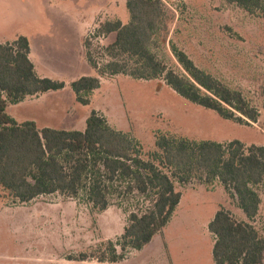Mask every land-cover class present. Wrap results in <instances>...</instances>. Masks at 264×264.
<instances>
[{"label":"rangeland","instance_id":"374dc122","mask_svg":"<svg viewBox=\"0 0 264 264\" xmlns=\"http://www.w3.org/2000/svg\"><path fill=\"white\" fill-rule=\"evenodd\" d=\"M109 1H3L0 40L5 43L27 36L38 73L66 84L35 99V110L11 105L7 110L10 115L29 120L37 110L42 116L40 126L84 130L87 117L96 110L110 126L138 139L146 153L156 150L159 133L264 145V16L226 0H162L167 14L153 51L181 72L173 52L176 46L202 69L241 89L261 113L256 123L242 124L184 99L163 78L147 81L123 74L100 76L86 57L80 20L97 12L88 19L94 24L86 38L94 59L104 66L109 58L103 48L113 36L95 37L93 33L105 21L127 23L130 19L127 0L111 1L107 8ZM82 76L101 79V87L89 96L90 104L78 102L71 87ZM177 189L183 193L181 204L164 231L144 249L129 250L117 263L68 258L90 253L104 242H116L124 233L129 213L148 205L141 198H114L101 212L84 197L51 194L18 203L0 192V264H215V237L208 226L216 212L224 206L236 219H248L219 181L213 186L198 181L177 183ZM260 192L261 209L253 223L264 235V184Z\"/></svg>","mask_w":264,"mask_h":264},{"label":"trees","instance_id":"16d2710c","mask_svg":"<svg viewBox=\"0 0 264 264\" xmlns=\"http://www.w3.org/2000/svg\"><path fill=\"white\" fill-rule=\"evenodd\" d=\"M226 1L264 16V0ZM126 5L127 23L105 21L93 33L95 37L113 36L103 48L109 58L104 66L94 59L86 38V57L100 76L163 78L181 97L224 119L242 124L258 121L259 109L241 89L199 67L184 50L173 46L181 72L157 57L153 47L167 14L162 0H127ZM30 52V40L24 35L0 43V192L18 203L51 194L84 197L101 212L114 198L124 201L136 195L148 203L129 213L124 233L116 242H104L69 260L117 263L129 250L144 249L164 231L180 204L183 193L177 183L198 181L213 186L219 181L248 220L236 219L224 206L216 212L208 226L215 237V264H264V235L253 223L262 204L264 145L159 133L156 150L146 153L138 139L110 126L96 110L87 117L84 130L19 123L7 112L10 105L66 86L63 81L40 77ZM71 87L78 102L90 104L89 96L101 87V79L82 76Z\"/></svg>","mask_w":264,"mask_h":264},{"label":"crops","instance_id":"0c3cea01","mask_svg":"<svg viewBox=\"0 0 264 264\" xmlns=\"http://www.w3.org/2000/svg\"><path fill=\"white\" fill-rule=\"evenodd\" d=\"M3 1H5V0H0V14H1V12H2V9H3ZM20 2H21V0H19ZM28 2H30V0H27ZM63 1H65V0H63ZM66 1H68V0H66ZM111 1H114V0H110L109 2H108V4L105 6V7H107L108 8V6L111 4ZM127 3V2H126ZM3 14V13H2ZM1 14V15H2ZM96 14H97V12H95V14H90V15H84V17L82 16L81 17V19L82 20H80V24H81V26H82V35H83V41H85V39H86V34L88 33V31L92 28V26H93V24H94V21L93 20H88V19H91V18H93L94 16H96ZM0 15V16H1ZM81 15H83V14H81ZM1 30V29H0ZM20 36H22V35H20ZM25 36V35H24ZM17 38H18V36H17ZM17 38H15V39H13V40H11V41H8V42H12V41H14V40H16ZM0 43H4V42H2L1 40H0ZM6 43V42H5ZM30 46H31V43H30ZM84 47H85V45H84ZM33 53H32V47H31V52H30V59H31V61L34 63V65H35V68H36V72L38 73L39 72V70H38V67H37V64L33 61V59H32V55ZM85 54H86V51H85ZM38 75L40 76V77H42L39 73H38ZM42 95L43 94H40V95H37V96H28L24 101H22V102H20V103H18V104H14V106H18V107H21V108H28V109H32V110H35L34 108H36L35 107V99H39V98H41L42 97ZM11 106V105H10ZM9 106V107H10ZM8 107V108H9ZM8 110V109H7ZM12 116V115H11ZM13 117V116H12ZM14 118V117H13ZM30 118H32V119H29V120H17L16 118H14L15 120H17L19 123H22V122H25V121H34V122H36L37 123V125H38V127H40V128H44L45 126H40L39 125V122L41 121V119H42V116L40 115V112H38L37 110H36V113H33L32 114V116L30 117ZM46 127H49V126H46ZM54 128V127H53ZM183 196V195H182ZM182 200V199H181ZM180 204H181V202H180ZM179 204V205H180ZM155 238V237H154ZM153 241V240H152ZM149 245V244H148Z\"/></svg>","mask_w":264,"mask_h":264}]
</instances>
